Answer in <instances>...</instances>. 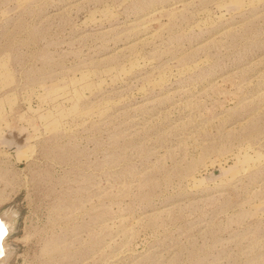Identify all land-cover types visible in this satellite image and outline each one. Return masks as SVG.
<instances>
[{
  "label": "rangeland",
  "instance_id": "1",
  "mask_svg": "<svg viewBox=\"0 0 264 264\" xmlns=\"http://www.w3.org/2000/svg\"><path fill=\"white\" fill-rule=\"evenodd\" d=\"M6 264H264V0H0Z\"/></svg>",
  "mask_w": 264,
  "mask_h": 264
},
{
  "label": "bare ground",
  "instance_id": "2",
  "mask_svg": "<svg viewBox=\"0 0 264 264\" xmlns=\"http://www.w3.org/2000/svg\"><path fill=\"white\" fill-rule=\"evenodd\" d=\"M15 216L14 211L7 210L0 212V225H2L4 231L7 232V235L0 238V264H6L10 255L14 251L13 248L7 244V239L12 235L15 229Z\"/></svg>",
  "mask_w": 264,
  "mask_h": 264
},
{
  "label": "water",
  "instance_id": "3",
  "mask_svg": "<svg viewBox=\"0 0 264 264\" xmlns=\"http://www.w3.org/2000/svg\"><path fill=\"white\" fill-rule=\"evenodd\" d=\"M5 235H7V232L2 228L0 238L4 237Z\"/></svg>",
  "mask_w": 264,
  "mask_h": 264
},
{
  "label": "snow or ice",
  "instance_id": "4",
  "mask_svg": "<svg viewBox=\"0 0 264 264\" xmlns=\"http://www.w3.org/2000/svg\"><path fill=\"white\" fill-rule=\"evenodd\" d=\"M2 228H3V226H2V225H0V230H2Z\"/></svg>",
  "mask_w": 264,
  "mask_h": 264
}]
</instances>
